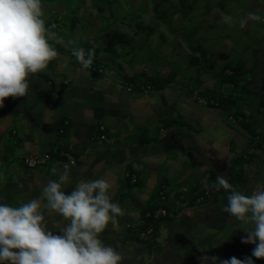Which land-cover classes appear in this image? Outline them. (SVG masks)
<instances>
[{
    "label": "crops",
    "instance_id": "obj_1",
    "mask_svg": "<svg viewBox=\"0 0 264 264\" xmlns=\"http://www.w3.org/2000/svg\"><path fill=\"white\" fill-rule=\"evenodd\" d=\"M52 32L55 33L54 29ZM50 43L59 57L52 60L46 70L30 78L26 97H9L0 108V203L16 207L38 197L41 188L48 181L57 180L63 164L68 163L71 183L66 186V193H70L80 179L105 178L114 183L112 200L119 204L123 214L117 217L118 226L113 228L109 223L100 239L121 254V264H200L198 258L202 255L220 260L251 257L255 245L242 243L241 238L246 237L244 230L252 225L242 224L223 211L230 193L221 190L217 191L214 209L208 204L194 206L181 217L162 221L153 243L137 240L134 232L127 229L144 221L143 212L146 211V216L148 210L161 207L162 197H154L157 191L164 190L165 198L171 202L170 197L177 188L190 190L189 181L208 170L203 165L187 164L182 147H176L167 135L160 134L161 139L155 143V125L160 122L164 125L169 119L175 125L171 115L174 110L185 121L197 122L211 140L225 139L227 155L224 157L229 163L242 162L244 151H254L249 146L251 135L243 127L233 125L214 128L209 118L203 120L199 113L195 116L190 111L192 108H187L180 100L183 98L180 93L177 102L167 87L154 90L150 95L122 97L117 84L81 69L62 43ZM89 99L91 104H88ZM102 124L106 132L99 130ZM175 126L167 129L175 132L183 128L182 133L190 135L181 123ZM132 131L134 142L128 140ZM190 136L187 145L193 147L198 142ZM106 139L109 141L104 142ZM124 140L133 146L127 150ZM31 155H48L50 161L43 167L31 169L22 161ZM53 166L59 170L55 175L51 172ZM236 169L242 170L239 175L243 180L234 188L247 194L250 165L243 162ZM228 173L231 177V171ZM216 175L207 174L208 177ZM208 220L216 225L222 221L226 229H232V234L218 239L220 228L211 229L207 234ZM46 222L54 234L68 223L56 214L46 215ZM223 241L227 242L226 250L224 243H219ZM219 244L223 252L220 257Z\"/></svg>",
    "mask_w": 264,
    "mask_h": 264
},
{
    "label": "rangeland",
    "instance_id": "obj_2",
    "mask_svg": "<svg viewBox=\"0 0 264 264\" xmlns=\"http://www.w3.org/2000/svg\"><path fill=\"white\" fill-rule=\"evenodd\" d=\"M41 4L46 27L50 31L54 29L69 57H74L73 48H83L85 53L94 49L91 70H86L117 84L122 97L150 95L154 92L153 81L160 80L172 91L177 102L180 93L183 97L180 100L187 108H192L190 111L195 116L199 113L203 120L209 118L214 128L227 124L246 130L244 126L249 124L255 131L249 142L254 151H244L242 162L229 163L224 157L227 155L224 151L227 141L221 137L216 142L211 140L197 122L185 121L177 116L176 110L171 114L175 125L181 123L190 135L194 131L197 145L195 141L193 147L187 145L191 138L182 133L183 128L171 132L167 128H175V125L157 123L153 129L155 143L161 139L160 134L167 135L176 147H182L187 164L196 163V166L203 165L208 170L189 181L190 190L177 188L170 197L171 202L166 198L162 201L159 206L166 209L167 216L158 217V213H154L158 209L153 208L148 210L151 217L147 218L145 211L143 222L134 228L127 227L137 240L153 243L162 221L181 217L189 208L208 204L214 209L218 194L211 185L217 175L208 177L209 173L225 176L236 187L243 180L239 175L242 170L236 166L248 162L251 170L246 195L264 189V146L260 143H264V0H41ZM249 13H256L261 21H249L245 28H240V19ZM224 15L233 17L231 26L222 22ZM109 32L125 34L128 40L109 46ZM260 65L262 88L257 92ZM238 68L244 71V75L234 86L226 78ZM91 103L89 99L88 104ZM131 133L128 140L134 142V132ZM128 140H124L127 150L133 146ZM107 141L109 139L104 142ZM229 146L234 150L233 144ZM220 190L226 193L222 188ZM160 193L166 197L164 190L157 191L154 197H162ZM225 225L222 221L216 225L208 220L205 229L209 234V230L220 228L222 232L217 236L221 239L233 232ZM152 226L151 237L139 235L138 229ZM219 243H224L227 249V242ZM221 244L219 257L223 254ZM212 250L215 252L213 247ZM251 258L255 264H264V260L252 257V250Z\"/></svg>",
    "mask_w": 264,
    "mask_h": 264
},
{
    "label": "clouds",
    "instance_id": "obj_3",
    "mask_svg": "<svg viewBox=\"0 0 264 264\" xmlns=\"http://www.w3.org/2000/svg\"><path fill=\"white\" fill-rule=\"evenodd\" d=\"M43 17L41 0H0V108L9 97H26L30 78L59 57L50 41L60 40L46 27ZM221 19L229 26L233 23L230 15ZM261 19L249 13L240 19L239 27ZM94 54V49L87 53L83 48L72 49L85 70L92 65ZM69 169L68 163L62 171L53 166L51 172L55 175L59 171L58 179L48 181L39 196L28 202L16 207L0 203V264H121V254L100 239L109 223L113 228L118 226L117 217L123 214L112 200L114 183L105 178L80 179L66 193L71 183ZM211 187L230 193L223 211L242 224L252 225L244 230L247 235L241 238L242 243L255 245L252 257L264 259V189L246 195L221 174ZM52 214L68 221L58 234L47 226L46 215ZM198 259L200 264H254L251 257L220 260L202 255Z\"/></svg>",
    "mask_w": 264,
    "mask_h": 264
},
{
    "label": "trees",
    "instance_id": "obj_4",
    "mask_svg": "<svg viewBox=\"0 0 264 264\" xmlns=\"http://www.w3.org/2000/svg\"><path fill=\"white\" fill-rule=\"evenodd\" d=\"M108 44L109 46H113L117 42H125L128 40V37L125 34H121L118 32H109L107 34ZM244 75V71L241 68L235 69L230 76H228L226 79L229 83L233 84L234 86H237L239 84L241 76ZM95 77L97 75L94 74ZM153 87L154 90H162L165 88L163 81L160 80H154L153 81ZM209 98H212L211 96H208ZM165 123L172 124V120H166ZM182 125V124H181ZM244 127H246L247 132L253 137L255 136V131L250 128V125L246 124ZM191 134L193 138H195V135H197L194 131Z\"/></svg>",
    "mask_w": 264,
    "mask_h": 264
},
{
    "label": "built area",
    "instance_id": "obj_5",
    "mask_svg": "<svg viewBox=\"0 0 264 264\" xmlns=\"http://www.w3.org/2000/svg\"><path fill=\"white\" fill-rule=\"evenodd\" d=\"M91 67H92V65L89 67L90 70H91ZM99 72H101V70H99ZM141 89L143 91L145 90L144 87H142ZM99 130L101 132H105L106 128H105V126L102 125V126L99 127ZM61 132L63 133V131H61ZM14 134H16V133L14 132ZM101 139L104 140L105 139V136H102ZM260 143L264 146V143H262V142H260ZM49 161H50V156H48V155H44V156H41V155H31V156H28V157H24L23 158L24 165L27 166L28 168H31V169H36V168H39V167H43ZM71 164L74 165L75 164V161L72 160L71 161ZM162 200L163 201L165 200V197L164 196H162ZM167 215H168V213H167L166 209H164L162 207H160L158 209V217H160V216L165 217ZM146 217L147 218L151 217V213H147L146 214ZM152 232H153V226L151 228H149V229H144V230L138 229L139 235L142 236V237H145L146 236V238L151 237Z\"/></svg>",
    "mask_w": 264,
    "mask_h": 264
},
{
    "label": "water",
    "instance_id": "obj_6",
    "mask_svg": "<svg viewBox=\"0 0 264 264\" xmlns=\"http://www.w3.org/2000/svg\"><path fill=\"white\" fill-rule=\"evenodd\" d=\"M262 78H263V75H262V68H261V65L258 67L257 69V80H258V83H259V87H258V91L259 92L262 88Z\"/></svg>",
    "mask_w": 264,
    "mask_h": 264
}]
</instances>
